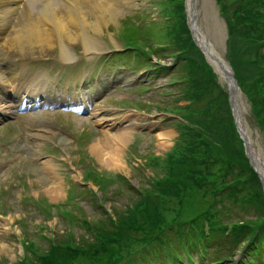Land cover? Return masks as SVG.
I'll return each instance as SVG.
<instances>
[{"label":"rangeland","instance_id":"374dc122","mask_svg":"<svg viewBox=\"0 0 264 264\" xmlns=\"http://www.w3.org/2000/svg\"><path fill=\"white\" fill-rule=\"evenodd\" d=\"M174 1L182 4L185 2ZM171 6L172 3L167 0H134L114 23L101 28L98 42L100 53L104 55L89 56L80 45L71 43L70 51L77 58L72 65L60 60L56 47L44 54H37L46 55L37 57L39 60L44 57L51 59L37 66L19 65L14 63L16 55L7 59L5 52H0V76L9 80L2 82L0 79V86L6 85L5 89L8 90L5 101L23 96L30 101L44 102L42 107L19 115L17 119L0 122V264H21L25 257L28 262L38 261L36 257L47 254L54 242L65 244L68 238L72 239L75 246L93 241L80 222H66L57 213L59 209L55 206L63 205L69 192L72 194V201L75 199L74 203L79 204L85 219L95 221L88 223L96 226L104 222L100 219L104 214L99 209H107L109 213L112 209L121 210L120 204L129 193L115 180L110 181L114 170L98 160L90 149L104 136L110 138L119 135L118 127H105L103 124L109 115L124 118L123 126L133 124L126 144L119 152L120 169L114 168L118 174L130 178L137 187L142 184L143 188L149 186V183L142 174L147 179L155 171L163 174L159 168L141 169L142 173L140 168L151 154L163 156L168 152L177 137L176 122L172 121L176 117L165 116L163 113L165 108H171L175 103L176 97L170 84L178 77L177 63L174 60L181 53L173 56L163 54L165 51L152 54L153 64L160 62L173 66L169 73L153 77V72L147 71L150 63L133 64L129 56L122 53L125 45L121 37H129L132 31H136L134 28H139L149 32L146 38L149 42L154 41V50L167 47L164 45L168 43L164 24H171L173 19L172 13L169 16L163 13V9ZM197 10L203 34L215 51L226 58L227 26L215 0H197ZM151 32H156L155 38L150 36ZM138 34L145 36L144 32ZM118 52L126 58L125 63L119 62L122 59L119 57L105 61L106 57ZM33 54L32 52L31 55ZM150 76L153 78L148 79ZM95 78L99 83V90H91L87 94L85 88L91 86L90 83ZM82 83L85 87H81L80 93L83 89L86 106L103 108L96 116L77 108V89ZM241 95L245 107L244 122L264 161L263 133L254 123L253 110L247 98L242 92ZM144 104L146 107H143ZM108 111L111 114H107ZM15 116L16 114L9 115L10 118ZM99 119L104 120L98 125ZM160 133L167 137L164 143L158 140ZM87 170H92L93 175L97 174L99 177L100 174L108 176L102 185L107 197L103 208L98 206L99 209H89L90 205L83 201L80 191L71 189V183L81 184L82 176L88 175ZM97 176L94 175L98 181ZM101 179L103 182L102 177ZM88 186L99 195L97 187L90 182ZM50 188L57 192L49 194ZM117 191H120V195H117ZM32 200H40L49 209L39 208ZM73 210L76 209H71L72 212ZM76 214L80 215L81 212L76 210ZM105 225L108 226L107 223ZM23 238L36 243L35 254L32 248L24 253L20 242ZM49 240L52 241L51 244ZM241 250L239 248L234 252V260L242 257ZM160 261L161 264H168L163 258Z\"/></svg>","mask_w":264,"mask_h":264},{"label":"trees","instance_id":"16d2710c","mask_svg":"<svg viewBox=\"0 0 264 264\" xmlns=\"http://www.w3.org/2000/svg\"><path fill=\"white\" fill-rule=\"evenodd\" d=\"M167 1L172 6L163 11L169 16L172 13L173 20L166 36L172 52L181 53L175 56L180 63L177 68L186 74L187 82L179 89L189 104L177 107L185 123L179 124L173 148L163 159H149L152 167H162V176L156 177L154 190H147L130 209L118 212L116 221H109L110 227L93 228L100 236L97 240L96 236L82 246H75L70 238L65 244L54 242L47 254L28 264H116L131 238L141 240L144 246L163 244L171 228L183 225L194 232L191 225L197 226V222L198 230L208 222L210 237L225 239L233 246L247 240L264 243V195L243 155L227 95L190 38L183 4ZM222 11L229 61L264 133V0H237ZM226 202L258 219L233 227L227 236L221 234L227 230L217 227L220 217L216 207ZM187 211L195 212L186 222L190 227L183 224Z\"/></svg>","mask_w":264,"mask_h":264},{"label":"bare ground","instance_id":"6f19581e","mask_svg":"<svg viewBox=\"0 0 264 264\" xmlns=\"http://www.w3.org/2000/svg\"><path fill=\"white\" fill-rule=\"evenodd\" d=\"M134 0H0V52H5L6 57L16 55L19 59L29 58L32 52L39 54L51 51L56 47L58 57L63 62H69L74 57L70 51V44H78L84 53L91 51L100 52L99 35L103 26L114 23L125 8L131 6ZM187 11L190 16L195 36L211 55L212 47L202 35L198 23L197 0H188ZM42 3L41 7L39 4ZM194 3V4H193ZM192 4L194 10L192 9ZM37 5V7H35ZM199 28V30H198ZM199 43V44H200ZM6 49V51L4 50ZM31 53V54H30ZM207 55L209 63L221 76L216 63H224V58L219 54V60L215 63L211 56ZM7 58V59H8ZM221 61V62H220ZM1 79V76H0ZM222 79V78H221ZM7 82V80H5ZM8 91V90H6ZM5 92L0 90V110L5 114H12L19 104L18 100L4 101ZM240 94H234L233 105L236 117L239 120L241 130L246 135L247 149L254 163L264 171L262 154L253 144L249 135V129L243 119L245 110ZM81 109V108H80ZM103 108L94 106L90 112L96 116ZM111 116V115H109ZM97 118H95L96 120ZM97 120V124L102 123ZM124 119L109 117L103 124L109 127H118L119 135L114 137L104 136L90 147L98 160L104 162L109 168L120 169V149L127 141V134L132 125L123 126ZM159 140L165 142L166 136L158 134ZM162 144V143H161ZM107 157V158H106ZM51 192L57 190L50 188Z\"/></svg>","mask_w":264,"mask_h":264},{"label":"water","instance_id":"95a60500","mask_svg":"<svg viewBox=\"0 0 264 264\" xmlns=\"http://www.w3.org/2000/svg\"><path fill=\"white\" fill-rule=\"evenodd\" d=\"M189 20V19H188ZM189 29H190V32H191V35H192V38H193V40H194V42H195V44L197 45V41H196V39H195V37H194V29H193V26L191 25V24H189ZM217 65H218V67L222 70V72L224 73V75L226 74V80H227V83L228 84H230L229 85V88H228V90H229V93H228V96H229V103H230V106H231V108L233 109L234 107V105H233V98H234V89L236 88V81H235V79H234V77H233V73L232 72H226V69H225V67L221 64V63H217ZM234 116H235V114H234ZM239 132H240V135H241V131L239 130ZM258 173V175H259V172H257ZM260 178H261V176H260ZM262 182H264L263 181V179H262Z\"/></svg>","mask_w":264,"mask_h":264}]
</instances>
